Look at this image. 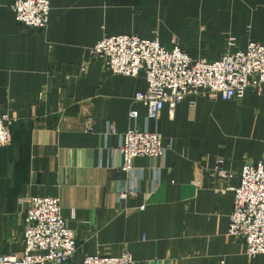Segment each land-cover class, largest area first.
Instances as JSON below:
<instances>
[{"label": "crops", "instance_id": "1", "mask_svg": "<svg viewBox=\"0 0 264 264\" xmlns=\"http://www.w3.org/2000/svg\"><path fill=\"white\" fill-rule=\"evenodd\" d=\"M15 1L0 0V114L17 118L0 149V259L23 255L21 199L38 196L59 198L75 232L78 251L62 264L124 252L135 264H264L228 234L243 165L264 160V89L240 100L189 95L147 122L134 100L145 73L111 74L92 52L105 36L135 34L218 60L264 45V0H50L42 30L16 20ZM135 125L172 147L135 158L132 174L119 148ZM218 163L233 176H214Z\"/></svg>", "mask_w": 264, "mask_h": 264}, {"label": "built area", "instance_id": "2", "mask_svg": "<svg viewBox=\"0 0 264 264\" xmlns=\"http://www.w3.org/2000/svg\"><path fill=\"white\" fill-rule=\"evenodd\" d=\"M16 20L30 29H46L49 25L50 0H16L12 5ZM234 45V38L229 39ZM111 74L137 76L144 72L147 87L136 93L134 100L148 108L146 121L158 120L168 105L172 114L177 105L189 95L222 97L240 100L248 88L261 93L264 89V45L250 42L244 49L228 50L218 60H196L179 45L163 46L159 39L142 38L135 34L105 36L93 48ZM86 68H83V70ZM130 117H139L131 110ZM17 118L5 112L0 114V149L12 139L11 128ZM86 131L93 130L89 120ZM111 124L108 134H116ZM119 148L123 169L134 174L137 157H165L171 144L164 145L163 135L131 126L122 134ZM230 178L233 173L218 163L214 176ZM240 183L235 192L229 236L242 238L250 257L264 254V160L243 165ZM131 192V191H130ZM129 191L121 193L126 197ZM134 193V192H131ZM25 249L22 256L7 254L0 264H62L74 257L78 242L74 230L62 214L57 197H25ZM130 252L120 256L87 255L83 264H135Z\"/></svg>", "mask_w": 264, "mask_h": 264}]
</instances>
